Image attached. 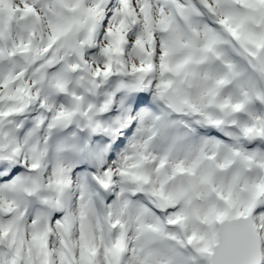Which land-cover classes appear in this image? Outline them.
<instances>
[{"label":"clouds","instance_id":"1","mask_svg":"<svg viewBox=\"0 0 264 264\" xmlns=\"http://www.w3.org/2000/svg\"><path fill=\"white\" fill-rule=\"evenodd\" d=\"M75 2L86 11L71 22L74 46L58 44L63 31H51L45 20L36 41L50 43L28 49L33 63L0 81V180L23 174L41 184L39 195L18 206L0 193V203L20 217L10 235L0 233V251L12 252V240L16 264H139V226L128 213L117 214L114 203L153 207L165 140L146 114L166 113L181 135L187 129L180 122L195 119L166 102L170 73L162 42L180 26V0H126L127 12L123 0ZM42 196L66 202L70 226L57 224L64 212L37 220ZM253 215L257 243L264 245V208ZM0 218L6 224L12 217L0 212Z\"/></svg>","mask_w":264,"mask_h":264},{"label":"snow or ice","instance_id":"2","mask_svg":"<svg viewBox=\"0 0 264 264\" xmlns=\"http://www.w3.org/2000/svg\"><path fill=\"white\" fill-rule=\"evenodd\" d=\"M176 7L180 26L162 42L170 73L166 102L195 119L180 122L187 129L181 135L172 132L175 122L166 113L146 114L165 140L164 167L152 189L156 198L152 208L124 199L115 210L139 226V264H264L253 215L264 208V0H180ZM83 11L75 0H24L23 7L0 0V81L33 63L28 49L50 43L36 41L45 20L51 31H63L58 44L73 47L70 25ZM205 13L210 21L201 19ZM53 78L62 87L59 74ZM8 175L0 180V193H10L17 206L40 194L38 177ZM41 203V223L61 212L58 226L73 222L60 196H42ZM0 212L12 217L6 224L0 218V233L10 235L20 217L2 203ZM9 248L0 251V264H16L12 240Z\"/></svg>","mask_w":264,"mask_h":264}]
</instances>
